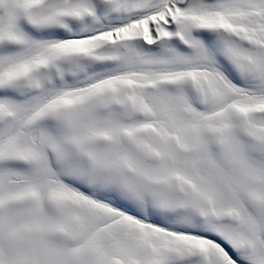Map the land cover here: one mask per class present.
I'll use <instances>...</instances> for the list:
<instances>
[{"label": "snow or ice", "instance_id": "1", "mask_svg": "<svg viewBox=\"0 0 264 264\" xmlns=\"http://www.w3.org/2000/svg\"><path fill=\"white\" fill-rule=\"evenodd\" d=\"M0 264H264V0H0Z\"/></svg>", "mask_w": 264, "mask_h": 264}]
</instances>
